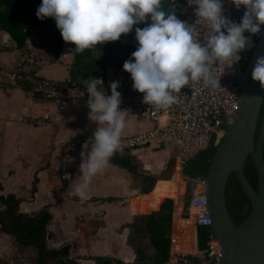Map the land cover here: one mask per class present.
<instances>
[{
  "label": "crops",
  "instance_id": "obj_1",
  "mask_svg": "<svg viewBox=\"0 0 264 264\" xmlns=\"http://www.w3.org/2000/svg\"><path fill=\"white\" fill-rule=\"evenodd\" d=\"M230 1L222 0L229 20ZM37 34L32 33L21 48H15L9 36L0 31V69L8 71L22 56L32 53L37 76L63 81L72 58L70 44L63 42L55 57L50 40ZM102 81L108 88L117 81L119 86L133 87L128 73L111 67ZM89 111L87 103L81 101H70L57 111L52 102L32 96L25 86L14 87L0 79V196L18 199L17 212L24 215L45 210L50 216L45 227L46 248L67 246V257L75 264L154 263L146 215L157 212L162 200H170L166 262L181 257L186 264H196L195 255L202 251L197 245V230L204 228L194 226L184 216V190L189 187L182 172L176 170L172 151L142 146L122 154L114 152L109 166L93 177L84 199L74 191L79 180L70 184L61 179L65 173L71 174L73 181L80 175L83 149L72 150L68 143H85L96 130ZM39 121L41 125L36 124ZM150 128L148 120L127 115L121 136ZM172 167L179 173L169 174ZM171 183H175L174 196H166ZM36 254L35 248L22 246L13 236L0 232V264H36ZM55 262L51 259L45 264Z\"/></svg>",
  "mask_w": 264,
  "mask_h": 264
},
{
  "label": "clouds",
  "instance_id": "obj_2",
  "mask_svg": "<svg viewBox=\"0 0 264 264\" xmlns=\"http://www.w3.org/2000/svg\"><path fill=\"white\" fill-rule=\"evenodd\" d=\"M237 9H246L240 23L223 15L222 0H194L197 5L196 25L200 31L165 12L161 0H42L36 11L38 20L53 18L62 39L75 45V52H83L95 45L117 41L136 24L150 19L144 28H136V50L123 64L129 73L133 89L143 94V103L167 108L177 102L173 92L189 83L200 82L205 87H220L214 69L221 65L231 68L241 59L238 53L252 46L245 33L256 35L264 25V0H232ZM7 39V37H6ZM253 81L264 88V56L257 58L251 73ZM119 82L110 84L111 95H106L99 78L85 80L88 94L89 119L97 127L82 145L80 175L73 181L69 173L63 180L75 184V194L81 199L94 176L110 164V159L121 143L126 127L127 110H121ZM102 89V90H101Z\"/></svg>",
  "mask_w": 264,
  "mask_h": 264
},
{
  "label": "built area",
  "instance_id": "obj_3",
  "mask_svg": "<svg viewBox=\"0 0 264 264\" xmlns=\"http://www.w3.org/2000/svg\"><path fill=\"white\" fill-rule=\"evenodd\" d=\"M167 2L179 20L189 25H196L198 17L195 15L197 5L194 4V0H167ZM226 12L223 6L224 16ZM196 26L200 29L197 39L203 41L204 29L202 25ZM35 67V57L29 53L22 56L12 69L8 71L0 69V79H5L14 87L25 86L32 96L52 102L57 111L70 101L87 103L85 82L83 85H76L68 77L63 81L46 79L36 75ZM117 72L123 71L119 69ZM214 75L220 78V87L212 89L203 86L200 82H190L179 92H173L177 102L167 108L145 104L142 93L134 90L133 87L119 86L117 91L121 94L120 109L127 110L128 115L137 119L148 120L151 128L141 133L121 136V143L115 153L122 154L142 146L172 151L174 164L178 171L182 172L186 161L206 148L210 138H213V145L218 143L237 109L238 85L235 64L231 68L224 69L223 65L215 68ZM89 78L87 75L86 80ZM103 88L106 95L110 96L111 88L104 84ZM36 124L41 125V121ZM83 144L72 141L68 146L72 150H81ZM63 176L64 174L61 175V179ZM183 179L189 187L187 201L183 205L184 216L191 220L194 226L204 228L208 232L204 249L195 255L196 264H219L220 245L208 231L210 221L205 202L204 179L184 176ZM170 242L172 243L173 240L171 239ZM163 264H186V261L177 257L170 263Z\"/></svg>",
  "mask_w": 264,
  "mask_h": 264
},
{
  "label": "trees",
  "instance_id": "obj_4",
  "mask_svg": "<svg viewBox=\"0 0 264 264\" xmlns=\"http://www.w3.org/2000/svg\"><path fill=\"white\" fill-rule=\"evenodd\" d=\"M41 3L42 0H0V31H4L9 36L15 48H21L26 39L32 33L38 31L50 40L53 54L57 57L60 54L64 41L53 18L37 19L36 11ZM161 8L165 12H172L167 0H161ZM245 10L243 5L237 9L232 1H230V20L240 23ZM150 22L149 19L143 23L136 24L133 26L131 32L122 34L119 40L98 44L83 52H75V45L69 43L72 58L67 70L68 78L76 85H83L87 75L90 78L104 80L105 71L108 67L116 71L119 69L123 71L124 62L131 58L132 53L138 46L135 40L136 28L142 29L148 26ZM245 36L250 38L252 46L239 53L241 57L239 61L241 69H243L259 33L256 35L245 33ZM260 119L261 110L257 119L256 132ZM215 147L216 145H213V138H210L206 148L198 151L186 161L182 175L187 178L203 177ZM261 151L264 162V139ZM120 164L125 166L122 162ZM243 174L247 182L255 190L256 177L249 158L243 164ZM158 185L153 191L154 195H157ZM174 192L175 184L171 183L165 195L174 196ZM224 201L233 226H237L248 215L250 206L233 174H229L227 177L224 187ZM18 203L19 200L13 196H0V205L3 207L0 210V232L13 236L15 241L22 246L35 248L37 251L36 264H45L47 260L51 259H56L54 264H75L72 259L67 257V246L56 250L46 248L45 239L47 233L45 227L50 219L49 214L45 210L39 211L34 215L18 213ZM171 208L172 204L170 200H162L157 212L146 215V232L155 252V264H163L168 258ZM207 237L208 232L206 230H197V245L199 250L204 249ZM187 259L189 260V258Z\"/></svg>",
  "mask_w": 264,
  "mask_h": 264
},
{
  "label": "water",
  "instance_id": "obj_5",
  "mask_svg": "<svg viewBox=\"0 0 264 264\" xmlns=\"http://www.w3.org/2000/svg\"><path fill=\"white\" fill-rule=\"evenodd\" d=\"M260 56H264V25L243 69L240 62L235 63L237 109L216 144L203 176L210 221L208 231L220 245L219 264H264V162L261 151L264 139V88L251 78ZM260 110L261 119L256 132ZM247 158L254 168L255 190L243 174V164ZM229 174H233L250 206L248 215L237 226H233L224 201V187ZM150 264H154L152 260Z\"/></svg>",
  "mask_w": 264,
  "mask_h": 264
},
{
  "label": "rangeland",
  "instance_id": "obj_6",
  "mask_svg": "<svg viewBox=\"0 0 264 264\" xmlns=\"http://www.w3.org/2000/svg\"><path fill=\"white\" fill-rule=\"evenodd\" d=\"M34 33H38L37 35L40 34V32H38V31H37V32H34ZM34 33H33V34H34ZM40 36H42V35L40 34ZM167 169H168V168H167ZM176 170H177V168H176ZM168 173H169V174H175V173L178 174L179 172L175 171V168L172 167L171 169H169V172H168ZM169 176H170V175H169ZM171 176H172V175H171ZM176 181H177V179H176ZM174 184H175V183H174ZM184 193H186V197H187V196H188V190L185 189V190H184Z\"/></svg>",
  "mask_w": 264,
  "mask_h": 264
},
{
  "label": "bare ground",
  "instance_id": "obj_7",
  "mask_svg": "<svg viewBox=\"0 0 264 264\" xmlns=\"http://www.w3.org/2000/svg\"><path fill=\"white\" fill-rule=\"evenodd\" d=\"M177 182L181 185V187H180V191H181V189H182V183L180 182V180H179V178L177 177ZM179 191V192H180Z\"/></svg>",
  "mask_w": 264,
  "mask_h": 264
}]
</instances>
